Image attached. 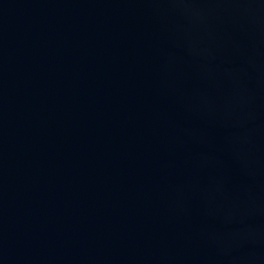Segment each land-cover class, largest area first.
<instances>
[{
	"label": "water",
	"instance_id": "95a60500",
	"mask_svg": "<svg viewBox=\"0 0 264 264\" xmlns=\"http://www.w3.org/2000/svg\"><path fill=\"white\" fill-rule=\"evenodd\" d=\"M0 264H264V0H0Z\"/></svg>",
	"mask_w": 264,
	"mask_h": 264
}]
</instances>
